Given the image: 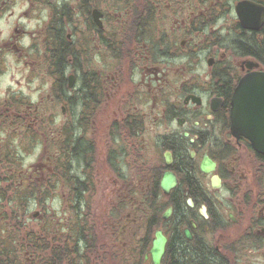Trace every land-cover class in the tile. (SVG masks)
<instances>
[{"label": "flooded vegetation", "instance_id": "1", "mask_svg": "<svg viewBox=\"0 0 264 264\" xmlns=\"http://www.w3.org/2000/svg\"><path fill=\"white\" fill-rule=\"evenodd\" d=\"M38 17L51 94L19 120L63 123L21 186L58 183L61 243L36 245L38 214L0 213V264H155L158 232L160 264H264L257 118L233 117L241 87L264 108L248 103L264 99V0H0L18 34L0 54Z\"/></svg>", "mask_w": 264, "mask_h": 264}, {"label": "rangeland", "instance_id": "2", "mask_svg": "<svg viewBox=\"0 0 264 264\" xmlns=\"http://www.w3.org/2000/svg\"><path fill=\"white\" fill-rule=\"evenodd\" d=\"M42 20L38 17L37 23L33 25L34 27L26 29L29 34L24 40L19 41L21 51L16 53L17 51L15 52L11 45L9 48L12 51L6 49L0 54V188L5 193L8 192L4 199L0 201V213L9 218H11L9 215L24 213L18 210L17 199L11 193L10 186L14 184L12 186L13 189L19 188L23 180L22 175L27 176L30 170L32 171L33 168L38 166L41 158H46L43 157L45 155H41L42 146L40 147L39 143L40 149L38 148V142H35L36 139L50 143V138L53 139L54 135L57 137L56 139L61 138L63 118H59L58 122L52 125L53 128L47 122L34 124V121L30 119V123L26 124L25 122L28 119L26 121L19 120L22 117H34L36 114L35 106L41 100H46L48 95L51 94V78L47 76L46 71L42 72V69H39L46 66L44 59L46 55L43 54L46 51V46L43 45L45 38L44 26L40 27V21ZM15 31L7 26H0V47L4 46L5 42L10 41L13 44L16 41L12 40L14 35H18ZM33 51L36 52L33 53ZM31 70L38 71L32 73ZM13 97H17V99L22 97L26 105L24 104L21 108L17 107L12 101ZM40 113V117L45 118L48 116L53 118L61 117V107L51 109L50 105L46 103L40 109ZM7 152L15 155V158L13 157L16 159L15 164L6 158ZM6 173L7 176L5 175ZM14 173L15 175H13ZM6 178H14V180L6 181ZM40 179L43 178L40 176ZM45 179L44 181L47 183V178ZM45 183L41 182L36 185L41 186L42 184L45 185ZM46 186L50 185L47 184ZM60 194L61 189L59 187L52 189L50 197L42 203H38L34 199L28 201V208L25 209V213H29L30 217L38 214L36 215L37 221L35 223L36 245L38 246L43 244L51 246L61 243L60 219L64 204H61ZM1 222L0 235L2 234ZM10 233L5 232V235ZM11 239L12 243L9 245V251L17 254L16 238ZM47 258L49 259V257Z\"/></svg>", "mask_w": 264, "mask_h": 264}, {"label": "water", "instance_id": "3", "mask_svg": "<svg viewBox=\"0 0 264 264\" xmlns=\"http://www.w3.org/2000/svg\"><path fill=\"white\" fill-rule=\"evenodd\" d=\"M71 81L73 79L71 78ZM72 84V82H71ZM242 87L237 90V94L234 98V109H233V117H234V127H239L243 125L241 122L240 117H250V118H257L255 120H252V124L256 125L257 128L255 129L257 132L254 131L255 137H251L255 145L259 150L264 152V108L260 107H251L249 105H241L240 98H241V91ZM251 101V103H257V102H264V99H254L251 98L248 100ZM253 105V104H252ZM246 106V107H245ZM170 180L173 181V179L170 177H166L165 181ZM164 188L167 189V187L164 185ZM166 244H167V239L164 237V235L161 232H158L157 238L155 239L153 243V249H152V255L153 259L155 261V264H160V260L162 256L165 253L166 249Z\"/></svg>", "mask_w": 264, "mask_h": 264}, {"label": "trees", "instance_id": "4", "mask_svg": "<svg viewBox=\"0 0 264 264\" xmlns=\"http://www.w3.org/2000/svg\"><path fill=\"white\" fill-rule=\"evenodd\" d=\"M20 98L21 99H17V97H13L12 101L16 104L17 107L21 108L25 103H24V100H22L23 98L22 97H20ZM31 139H32V136H31ZM6 155H7L6 158L8 160H11L14 164L16 163V159H14L15 155L13 153L7 152ZM5 175L7 176V173ZM13 175H15V173ZM57 177H59V174H57ZM14 178H10V179L6 178V181L7 180L13 181ZM53 182H54V184H53V186H50V189H48L44 184H42L41 186H37L34 184H27V185L24 184V185L20 186L19 188L16 187L13 189L12 186L14 184H12V186H10L11 187V193H13V196H15V199H17L18 210L25 213V209L28 208V201H30L31 199H36L39 201V203H42L47 198H49L50 197V191L52 189H55L56 187H58V183L56 181H53ZM7 193L8 192L5 193V191H2L0 188V201H2L4 199V197L7 195ZM56 254L61 255V250H57ZM59 259H60V256H59Z\"/></svg>", "mask_w": 264, "mask_h": 264}]
</instances>
